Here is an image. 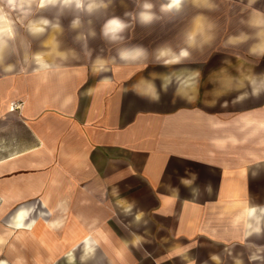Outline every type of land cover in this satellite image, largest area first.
Returning <instances> with one entry per match:
<instances>
[{
  "label": "crops",
  "instance_id": "1",
  "mask_svg": "<svg viewBox=\"0 0 264 264\" xmlns=\"http://www.w3.org/2000/svg\"><path fill=\"white\" fill-rule=\"evenodd\" d=\"M181 20L170 106L156 79L71 53L0 76L1 187H20L3 210L42 209L12 215L9 263L264 264L244 227L264 206V0H186Z\"/></svg>",
  "mask_w": 264,
  "mask_h": 264
},
{
  "label": "rangeland",
  "instance_id": "2",
  "mask_svg": "<svg viewBox=\"0 0 264 264\" xmlns=\"http://www.w3.org/2000/svg\"><path fill=\"white\" fill-rule=\"evenodd\" d=\"M18 1L10 5L8 1L0 0V15L5 16L0 20H9L15 32L14 35L9 34L5 23H0V68L6 70L5 73L0 71L1 77L13 73L15 80L19 79L16 76L22 70L25 73L26 69L38 67V57L51 59L52 54L58 52L68 57L71 53L72 58L68 61L71 63L91 64L103 59L109 73L113 68L123 66L138 70L135 74L142 80L156 79L159 94L163 95L162 106L171 105L174 93L179 97L178 80H169L174 76L172 74L179 76V72H171L169 68L180 64V6L186 0H95L104 6L92 12L87 10V4L92 0H81L79 8L76 7L77 0H33L24 8ZM145 4H150L151 8L145 9ZM145 11L150 22L142 23L139 16ZM108 18H118L127 25L119 34L120 39L111 40L104 35ZM27 48L30 51L29 59ZM133 48H141L145 54L134 60L122 61L119 52ZM20 102L17 101L19 106ZM10 106L14 107V102ZM2 180L0 177V264H12L9 263L10 258L19 254L22 242L19 232L9 230V227L14 228L11 226L12 215L22 207H34V213L42 209L41 202L35 199L16 200L3 210V192L20 190V187L17 184L1 187Z\"/></svg>",
  "mask_w": 264,
  "mask_h": 264
},
{
  "label": "clouds",
  "instance_id": "3",
  "mask_svg": "<svg viewBox=\"0 0 264 264\" xmlns=\"http://www.w3.org/2000/svg\"><path fill=\"white\" fill-rule=\"evenodd\" d=\"M9 4L12 3V0H8ZM104 5L102 3H97L95 0H92V2H89L87 4V10L89 12H92L94 9H97L99 7H103ZM76 7H81V0H77ZM145 9L151 8L150 4L144 5ZM139 19L142 23L150 22V17L147 14V12H141ZM47 23V21H46ZM127 27V25L122 22L118 18H112L110 19L104 26V35L106 37H109L111 40H118L120 39V33L124 31V29ZM36 31H39V29H36ZM145 54L144 50L141 48H133V49H124L119 52L120 59L122 61H126L129 59H137L141 55ZM207 189L209 192H211V185L209 184L207 186ZM193 192H198V189H193ZM246 216H247V222L244 225L246 229V236L245 239H247L250 236L259 235L262 232H264V206H249L246 209ZM259 249V252L257 254H254L250 256L251 261H256L260 259H264V257H261L259 253L264 252V248H257ZM83 259V257L81 258ZM74 256L71 254L70 257L67 258L68 264H74Z\"/></svg>",
  "mask_w": 264,
  "mask_h": 264
},
{
  "label": "bare ground",
  "instance_id": "4",
  "mask_svg": "<svg viewBox=\"0 0 264 264\" xmlns=\"http://www.w3.org/2000/svg\"><path fill=\"white\" fill-rule=\"evenodd\" d=\"M6 1H8V0H6ZM18 1V0H17ZM33 0H19L18 2H19V5L20 6H22L21 8H24L25 7V5L26 4H28L29 2H32ZM16 2V0H12V3L10 4V5H13V4H16L15 3ZM9 3V2H8ZM176 3V2H175ZM174 5V4H173ZM7 22L9 23V24H6V26H7V28L9 29H11V31L15 34V32H14V30L12 29V26H11V24H10V21L9 20H7Z\"/></svg>",
  "mask_w": 264,
  "mask_h": 264
},
{
  "label": "water",
  "instance_id": "5",
  "mask_svg": "<svg viewBox=\"0 0 264 264\" xmlns=\"http://www.w3.org/2000/svg\"><path fill=\"white\" fill-rule=\"evenodd\" d=\"M183 4V3H182ZM180 8H182V5L180 6Z\"/></svg>",
  "mask_w": 264,
  "mask_h": 264
},
{
  "label": "built area",
  "instance_id": "6",
  "mask_svg": "<svg viewBox=\"0 0 264 264\" xmlns=\"http://www.w3.org/2000/svg\"><path fill=\"white\" fill-rule=\"evenodd\" d=\"M16 105H18V104H16Z\"/></svg>",
  "mask_w": 264,
  "mask_h": 264
}]
</instances>
